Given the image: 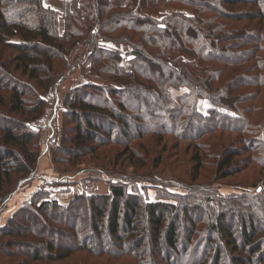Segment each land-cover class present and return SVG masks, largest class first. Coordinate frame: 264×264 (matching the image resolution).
<instances>
[{
	"label": "trees",
	"instance_id": "trees-1",
	"mask_svg": "<svg viewBox=\"0 0 264 264\" xmlns=\"http://www.w3.org/2000/svg\"><path fill=\"white\" fill-rule=\"evenodd\" d=\"M60 1L0 0V211L28 190L41 155L31 123L72 54L108 85L65 95L53 163L122 150L89 166L107 194L60 204L32 192L0 226V264H264V0ZM156 7L173 11L155 18ZM160 167L186 177L172 203L135 187ZM249 168L254 191L217 194Z\"/></svg>",
	"mask_w": 264,
	"mask_h": 264
},
{
	"label": "rangeland",
	"instance_id": "rangeland-1",
	"mask_svg": "<svg viewBox=\"0 0 264 264\" xmlns=\"http://www.w3.org/2000/svg\"><path fill=\"white\" fill-rule=\"evenodd\" d=\"M156 9V11L152 10L153 12H151L152 14H156L155 17L160 18L161 13L159 11L163 9H159L157 7ZM20 41L21 40L18 38H11L9 40L10 43H19ZM73 61L74 54L67 58L66 67L65 65L59 67V72H57L55 77L52 79V87L45 97L47 106L44 109L42 115L38 119H36L35 122L31 123V127L34 129L37 135V143L39 147V153L41 155H39L37 167L33 176H28L26 178L27 180L21 182V185L25 188L28 187L27 189L29 190L21 195L22 189H18L15 193H13L12 200L7 203L6 210L4 209L0 211V226H3L6 221L13 216L15 211L28 205L31 202L32 192H47L49 193L51 200H56L60 204H67L74 196L79 194H102L105 191H107L108 193V186L103 176H99L98 174L97 176L91 177L90 167L99 163V160H103L104 157L107 156V154L115 155L116 153H120L122 149L118 145L110 144L109 146L104 147L94 158H87L86 160H84L83 164L73 169L68 168L66 164L57 165L52 161V154L57 148L61 137L63 114L62 105L65 95L68 93V91L75 88L76 86H79L84 82L93 80H91V76L89 77L88 74L84 75L83 72H80L78 68L73 69V67L71 66V63H73ZM125 66L128 67V65L126 64ZM95 84L108 85V82L100 81V83ZM210 108L211 105L207 100L201 99L197 103V109L201 113H205ZM6 115V113L0 110V116L6 118ZM51 115L55 117V120L53 121L55 135L53 139L48 142L47 146H45L39 142L40 137L37 133V131L39 130L38 125L40 121L51 119ZM3 123L4 121L0 119V126L4 125ZM55 138L57 139V141L54 143L53 141ZM44 161L46 163L45 165H43ZM39 168L42 170H39ZM162 168L163 167H160L158 171L152 172L151 176L153 180L150 183L137 182L135 184V187L139 190V194L149 202H156L157 200H159L162 202L170 203L171 201H174V197L186 194V190L184 188V178L186 177L183 175L182 181H180L169 170L170 168L164 167V170H162ZM204 171H211V169H204ZM132 172V169H129L125 174L128 177H132ZM100 177H102V179H100ZM94 179L97 180L95 181ZM89 180L93 182L89 183ZM199 182L201 183L202 180H200ZM258 182L259 180L257 179V174L252 171L251 168H249L241 173L234 175L233 177H230L229 179H226L222 182H217L212 186L215 188V191L218 195L222 197H232L239 196L243 193H249L253 190L251 189V186ZM62 188H67V192H70L71 188L72 191L75 189L76 194H74V196L71 197L70 200L62 199L58 196ZM56 197H59V199ZM15 198H18L16 202ZM17 254L18 251L12 250L7 251L6 256ZM7 259L8 258H5L3 261H1L2 264H7Z\"/></svg>",
	"mask_w": 264,
	"mask_h": 264
},
{
	"label": "crops",
	"instance_id": "crops-1",
	"mask_svg": "<svg viewBox=\"0 0 264 264\" xmlns=\"http://www.w3.org/2000/svg\"><path fill=\"white\" fill-rule=\"evenodd\" d=\"M46 3L48 4V5H51L53 8H60L62 5H61V1L60 0H46ZM157 9H154L153 11H156ZM152 11V12H153ZM173 10L172 9H166V8H164L163 10H160L159 12L161 13V15H163L164 13H170V12H172ZM152 12H151V15L153 16V17H155V15L156 14H152ZM162 16H160V18H161ZM155 18H157V17H155ZM93 79V80H92ZM99 79V80H98ZM91 80L92 81H87V82H91V83H100V81L101 82H105V80H102V79H100V78H98V77H91ZM84 83H86V82H84ZM46 163H45V161L43 162V165H45ZM39 170H42V169H40L39 168ZM85 173V172H84ZM86 174V173H85ZM85 174H81V175H85ZM66 189L67 188H62L61 189V191H60V193L58 194V196L60 197V198H62V199H65V200H70L71 199V197H73L74 196V194H76L75 193V189L72 191V188H71V190H70V192H67L66 191ZM29 190V189H28ZM27 190V191H28ZM26 191V192H27ZM25 192V193H26ZM107 194V191H105L104 193H102V194ZM65 196V197H64ZM59 197H56V198H58L59 199Z\"/></svg>",
	"mask_w": 264,
	"mask_h": 264
},
{
	"label": "built area",
	"instance_id": "built-area-1",
	"mask_svg": "<svg viewBox=\"0 0 264 264\" xmlns=\"http://www.w3.org/2000/svg\"><path fill=\"white\" fill-rule=\"evenodd\" d=\"M109 1L111 2L115 0H109ZM15 38H18V37H15ZM54 120H55V117L51 115V119H47L45 121L39 122V125H38L39 130L37 131V133L39 134V137H40L39 142L42 145L47 146L48 142H50L55 135L54 124H53Z\"/></svg>",
	"mask_w": 264,
	"mask_h": 264
},
{
	"label": "bare ground",
	"instance_id": "bare-ground-1",
	"mask_svg": "<svg viewBox=\"0 0 264 264\" xmlns=\"http://www.w3.org/2000/svg\"><path fill=\"white\" fill-rule=\"evenodd\" d=\"M74 5V4H73ZM68 6V5H67Z\"/></svg>",
	"mask_w": 264,
	"mask_h": 264
}]
</instances>
